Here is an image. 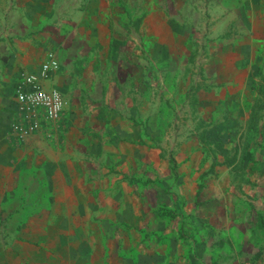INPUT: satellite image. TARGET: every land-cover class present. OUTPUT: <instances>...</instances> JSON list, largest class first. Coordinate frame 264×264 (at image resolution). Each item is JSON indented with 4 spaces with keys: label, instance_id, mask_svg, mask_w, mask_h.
Segmentation results:
<instances>
[{
    "label": "crops",
    "instance_id": "obj_1",
    "mask_svg": "<svg viewBox=\"0 0 264 264\" xmlns=\"http://www.w3.org/2000/svg\"><path fill=\"white\" fill-rule=\"evenodd\" d=\"M206 4L0 0V264H214L205 257L213 249L177 245L173 217L157 212L162 203L187 209L193 193L179 186L182 198H148L136 181L143 172L170 176L167 153L161 166L153 144L172 136L160 140L144 128L165 127L172 109L188 113L187 126H223L234 138L256 106L263 13L211 0L206 17ZM129 31L133 38L122 39ZM50 53L59 70L46 85L66 94L73 117L57 140L16 147L15 84L38 74ZM190 155L177 157L186 159L181 171L190 173ZM220 217L201 222L199 237L205 229L217 234Z\"/></svg>",
    "mask_w": 264,
    "mask_h": 264
},
{
    "label": "rangeland",
    "instance_id": "obj_2",
    "mask_svg": "<svg viewBox=\"0 0 264 264\" xmlns=\"http://www.w3.org/2000/svg\"><path fill=\"white\" fill-rule=\"evenodd\" d=\"M209 1L211 0H206V17H209ZM248 1L222 0L224 5L227 4L225 6L237 9L238 12H246L249 6L261 9L264 17V0ZM237 22L241 23L240 20ZM120 35L122 39L130 41L134 33L120 32ZM261 53L256 69L259 90L254 99L256 106L246 114L247 120L235 127L237 134L234 138H230L228 134L223 135L228 132L223 126L215 127L205 122L200 126H187L185 115L188 113L177 111L175 108L169 112L167 122L170 123L165 127L144 128V131L152 136L153 132L156 133L155 136L158 133V139L168 135V138L172 136L173 141H168L167 144H153L159 151L161 166L167 153L170 176L165 178L158 172L150 177L143 172L139 180H136L141 186L142 195L158 199L182 198L178 194L179 186L190 194L193 193L188 197L190 201L187 209L178 202H174L172 207L162 203L157 207V212L159 215L167 214L173 217L174 229L177 230L175 234L178 235L177 245L187 247V241H190L192 249H213L215 255L205 257L215 258L212 260L214 264H264V45ZM50 54H53L57 61L55 54ZM201 59L202 55L192 65V75L195 79L201 75V67L204 64ZM57 63L59 65L58 61ZM63 95L66 100L67 120L72 116L73 110L68 105L66 94ZM149 117L150 111H147L142 120L148 121ZM240 132L242 133L239 135ZM181 151L191 154L188 161L194 159L193 165L188 169L190 173L181 171L186 160L177 158ZM161 169L163 171L165 167L159 170ZM161 186H175L176 191L167 195L164 190L161 193ZM196 211L204 214V219L195 217ZM218 212L221 216V229L218 233L205 229L203 236L199 237L198 232L203 231L200 228L201 222L213 221L211 216H217ZM164 226L166 227V223H159V228ZM200 254L198 256L201 257ZM206 263L209 264L208 260Z\"/></svg>",
    "mask_w": 264,
    "mask_h": 264
},
{
    "label": "built area",
    "instance_id": "obj_3",
    "mask_svg": "<svg viewBox=\"0 0 264 264\" xmlns=\"http://www.w3.org/2000/svg\"><path fill=\"white\" fill-rule=\"evenodd\" d=\"M59 70L53 54L40 66L38 74H23L14 87V113L10 134L16 147L32 138L51 143L66 129V101L63 93L46 82Z\"/></svg>",
    "mask_w": 264,
    "mask_h": 264
}]
</instances>
